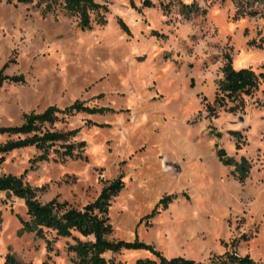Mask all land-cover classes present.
Instances as JSON below:
<instances>
[{
  "label": "rangeland",
  "instance_id": "rangeland-1",
  "mask_svg": "<svg viewBox=\"0 0 264 264\" xmlns=\"http://www.w3.org/2000/svg\"><path fill=\"white\" fill-rule=\"evenodd\" d=\"M95 1L107 9L91 11L83 26L57 3L45 10L38 0H0V68L23 75L0 85V125L76 99L108 108L59 114L44 128L75 133L45 159L34 145L9 150L0 173L22 175L41 202L56 197L75 207L121 176L110 238L138 239L196 264L231 254L264 264V76L249 94L219 91L227 56L235 69L264 73V0ZM81 140L77 156L63 153ZM216 143L234 161L245 157L243 179L234 162L218 158ZM21 218L24 199L0 190V264L7 254L19 264H77L67 250L76 230L60 236L44 227L41 236ZM104 255L113 264L155 258L145 248Z\"/></svg>",
  "mask_w": 264,
  "mask_h": 264
},
{
  "label": "trees",
  "instance_id": "trees-1",
  "mask_svg": "<svg viewBox=\"0 0 264 264\" xmlns=\"http://www.w3.org/2000/svg\"><path fill=\"white\" fill-rule=\"evenodd\" d=\"M17 2H30L32 0H16ZM256 1V0H249ZM45 3V10L52 9L54 4H58L60 9L68 14L79 16L81 24L84 26L90 22V12L99 11L107 6L95 0H38ZM150 0H143V4H150ZM102 19V16L100 17ZM223 78L219 82V91L222 96L235 98L241 93L249 94L258 87V82L264 76L263 72L256 73L248 67L235 69L230 63V57L222 67ZM22 81V74L7 75L3 74V67L0 68V85L3 81ZM218 97H215V100ZM105 106H90L82 100L76 99L68 106L60 108L55 104L48 105L44 110L35 112H24L23 120L19 124H1L0 135H6L3 141H0V163L4 159V154L11 149L34 145L42 149L37 158H47L48 148L58 140H67L75 133V130L61 131L44 128L46 123L52 124L58 120L59 114H73L78 111L102 112L107 110ZM84 146V141L77 143H65L63 153L72 157L77 156L75 146ZM218 144L216 143V146ZM218 158L224 164L235 163L239 179H243L248 172V166L245 157L240 161H234L228 156L223 147L216 149ZM123 187L121 176H117L105 184L98 195L81 207L69 205L66 200H58L56 197L46 202H41L36 197L35 188L25 182L22 175L13 173H0V190L8 194H14L24 199L26 213L28 218H21L26 230L35 231L36 234L43 236L44 227L55 230L57 235L71 236L73 230H76L80 236H73L75 241L68 242L67 250L74 253L73 259L77 264H113L112 258H106V251L116 252L124 248H145L150 250L155 258H138L135 264H196L192 258L182 255L167 257L163 255L153 244L134 239H113L110 234L113 231L109 220V207L111 198L116 195ZM173 195L167 194L160 198L159 203L166 205ZM259 264L248 254H231L228 258L217 257L211 264ZM2 264H19L11 255L7 254Z\"/></svg>",
  "mask_w": 264,
  "mask_h": 264
}]
</instances>
